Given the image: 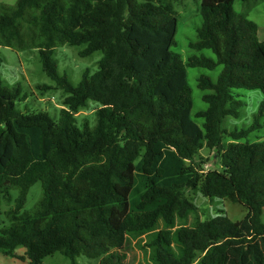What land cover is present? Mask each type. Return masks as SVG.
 Instances as JSON below:
<instances>
[{
  "label": "trees",
  "instance_id": "16d2710c",
  "mask_svg": "<svg viewBox=\"0 0 264 264\" xmlns=\"http://www.w3.org/2000/svg\"><path fill=\"white\" fill-rule=\"evenodd\" d=\"M253 1L261 0H242ZM235 2L203 0L189 44L202 54L187 60L172 50L179 20L170 0L0 3V47L37 50L53 88L65 94L58 119L24 113L16 106L21 90L5 87L0 74V254L29 264L57 253L70 264L81 256L126 264L112 252L124 251L130 235L150 232V264H264V141H248L264 128V101L247 128L223 127L226 117L240 116L237 90L264 94V41ZM63 46H85L81 57L101 52L98 71L73 85L55 59ZM219 66L216 80L198 78L207 104L195 114L200 126L187 68ZM88 100L99 104L95 123L79 124ZM204 149L220 169H205ZM37 183L41 198L28 211ZM197 190L242 204L246 216L153 232L160 220L173 226L195 210L188 192Z\"/></svg>",
  "mask_w": 264,
  "mask_h": 264
},
{
  "label": "rangeland",
  "instance_id": "374dc122",
  "mask_svg": "<svg viewBox=\"0 0 264 264\" xmlns=\"http://www.w3.org/2000/svg\"><path fill=\"white\" fill-rule=\"evenodd\" d=\"M17 0H0L4 5H15ZM173 4L178 17V31L175 38V46L172 48L174 52L181 54L184 60L189 56L200 55L202 53L195 52L190 49V41L196 38L197 26L201 24V16L199 8L203 0H170ZM235 9L237 12L248 13V18L258 25V38L264 41V0L258 3L242 2L236 0ZM85 46H63L56 49L55 59L58 64L59 73L66 74L68 80L77 85L83 79L84 73L89 70L90 74H94L99 69V61L102 57L101 52H96L89 57H81L80 51ZM207 55L212 56L210 51H204ZM0 59L3 65L0 70L1 78L5 87L11 90H21L19 98L22 100L17 102V109L21 112H47L54 119L59 118L60 110L64 107L63 100L65 94L62 90L54 89L55 82L52 81L43 70V65L37 50H27L23 52L15 51L11 48L0 47ZM222 66L210 71L205 68H187L188 82L192 88V97L194 106L192 109V118L202 126L203 120L197 119L195 114L199 111L207 109V104L202 100L203 92L197 87L198 78L207 75L217 79L221 73ZM50 87L45 89L42 87ZM239 100L243 102L240 110L239 118L226 117L223 127L230 131L242 130L250 126L254 121V116L258 112L260 104L264 101V94L260 90H237ZM99 104L93 100H88L87 105L77 114L78 123L88 120L91 124L95 123L96 111ZM248 141H264V128L252 133ZM232 140L226 136L224 143L227 145ZM201 156L205 159V169H220L218 157L214 152L207 149L202 150ZM16 191L13 192L16 195ZM41 183L35 184L28 194L25 209L32 210L41 198ZM188 197L195 204V210L185 219L177 218L173 226H168L163 220H160L153 232L162 229L171 228L173 230L179 227H197L201 222L214 218L217 215H226L232 221H240L247 214V208L239 203H233L227 199L205 197L199 190L189 191ZM7 206H3L2 211L7 210ZM5 218L4 214L0 215V227ZM264 219V216H263ZM151 233L132 234L128 238V245L122 252L113 251L115 258H122L126 264H150V252L145 244ZM26 249L18 247L16 253L24 255ZM78 264H99L98 259H88L81 256L77 259ZM0 264H29L26 260L13 258L0 254ZM43 264H70L65 256L57 253L49 256L44 260ZM196 264H202L200 260Z\"/></svg>",
  "mask_w": 264,
  "mask_h": 264
}]
</instances>
